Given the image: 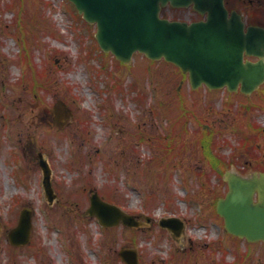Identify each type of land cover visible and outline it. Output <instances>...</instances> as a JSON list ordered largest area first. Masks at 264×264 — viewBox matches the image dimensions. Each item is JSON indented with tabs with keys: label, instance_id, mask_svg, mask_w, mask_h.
<instances>
[{
	"label": "rangeland",
	"instance_id": "obj_1",
	"mask_svg": "<svg viewBox=\"0 0 264 264\" xmlns=\"http://www.w3.org/2000/svg\"><path fill=\"white\" fill-rule=\"evenodd\" d=\"M253 1L238 10L264 24V0ZM162 15L202 17L193 7L167 6ZM96 30L70 0H0V264H126L122 247L137 248L139 264H264V242L228 235L216 213L228 186L204 156L201 123L193 117L184 126L188 116L177 117L180 89L192 113L213 125L227 167L250 175L258 161L264 166V132H257L264 85L250 95L192 92L189 78L163 59L135 52L130 64H118ZM59 99L73 109L65 126L55 122ZM39 152L52 167L53 202ZM92 189L150 221L104 230L85 214ZM24 207L31 241L15 246L8 232ZM173 215L186 222L179 239L159 224Z\"/></svg>",
	"mask_w": 264,
	"mask_h": 264
},
{
	"label": "water",
	"instance_id": "obj_2",
	"mask_svg": "<svg viewBox=\"0 0 264 264\" xmlns=\"http://www.w3.org/2000/svg\"><path fill=\"white\" fill-rule=\"evenodd\" d=\"M89 22L97 23V39L106 51L129 62L135 51L157 59L165 57L189 72L193 87L203 83L210 88L227 86L251 93L264 82V26L248 25L237 10L231 12L225 0H72ZM190 6L206 14L205 19L187 22L161 16L162 6ZM256 56V60L245 58ZM59 109L65 118L59 116ZM59 124L67 122L72 111L60 101L57 105ZM62 119V120H61ZM41 155L50 198L51 169ZM229 189L220 197L217 210L224 217L227 230L248 241H264V172L243 176L227 171ZM107 225L123 221L131 226L145 225L116 204L103 200L97 192L87 210ZM31 210L23 209L18 225L9 237L12 243L30 241ZM149 220V218H148ZM162 226L183 231L178 217L164 218ZM179 223V226L177 224ZM121 256L128 264H138L135 248H122Z\"/></svg>",
	"mask_w": 264,
	"mask_h": 264
},
{
	"label": "trees",
	"instance_id": "obj_3",
	"mask_svg": "<svg viewBox=\"0 0 264 264\" xmlns=\"http://www.w3.org/2000/svg\"><path fill=\"white\" fill-rule=\"evenodd\" d=\"M235 1H236V0H227V5H228L230 8H238V7L240 6V3H242V4H246V3H248V2H246V1H252V2L254 3L253 0H237V3L235 4ZM257 3H258V1H257ZM251 4H252V3H251ZM261 6H264V4L261 3ZM249 21H250V22H254V23H260L259 20L255 19V18H250V17H249ZM246 139H247V141H249V136H246ZM204 142H205L206 150H207V151L211 150L212 145H211L210 138H208V139L206 138V140H204ZM216 160H217V162H219V161H220V158H217Z\"/></svg>",
	"mask_w": 264,
	"mask_h": 264
},
{
	"label": "bare ground",
	"instance_id": "obj_4",
	"mask_svg": "<svg viewBox=\"0 0 264 264\" xmlns=\"http://www.w3.org/2000/svg\"><path fill=\"white\" fill-rule=\"evenodd\" d=\"M33 109H35V108L33 107ZM18 110H20V109H18Z\"/></svg>",
	"mask_w": 264,
	"mask_h": 264
}]
</instances>
